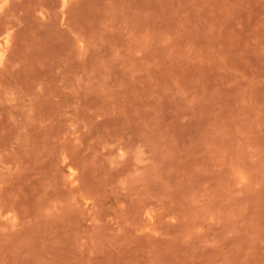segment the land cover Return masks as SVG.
I'll return each mask as SVG.
<instances>
[{
  "label": "rangeland",
  "instance_id": "1",
  "mask_svg": "<svg viewBox=\"0 0 264 264\" xmlns=\"http://www.w3.org/2000/svg\"><path fill=\"white\" fill-rule=\"evenodd\" d=\"M0 264H264V0H0Z\"/></svg>",
  "mask_w": 264,
  "mask_h": 264
}]
</instances>
